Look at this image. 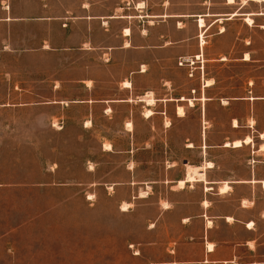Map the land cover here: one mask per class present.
<instances>
[{"label":"crops","instance_id":"1","mask_svg":"<svg viewBox=\"0 0 264 264\" xmlns=\"http://www.w3.org/2000/svg\"><path fill=\"white\" fill-rule=\"evenodd\" d=\"M251 2L257 3L258 11H248ZM3 8L0 28L5 33L2 43L6 48L12 47L18 52L48 51L62 59V65L50 78L51 96L34 105L51 104L66 110L80 108L78 122L85 132V140L99 141L102 153L115 154V141L122 137L138 139L137 129L141 123L150 125L145 137L150 141L199 140L197 160L187 158L185 167L197 166L206 179L179 186L187 177L185 168L182 176L169 177L168 174L162 181L144 183L147 188L144 192L151 190L146 197L153 194L157 182L164 184L167 192L162 200L167 201L168 206L163 207L162 214L181 212L180 224L188 228L173 242L172 252L180 253L181 246L193 243L199 245L202 262H236L241 258L237 252L242 247L251 256L261 253L264 246L261 242L264 235L261 229L264 222V80L249 89L247 95L219 97L213 94L217 76L203 69L205 63L214 58H207L200 34L204 32L205 37L218 22L226 24L219 34L228 33V22L234 18L246 21L248 16L253 19L256 16L264 21V0H80L57 14L52 13L51 6L17 15L12 14L11 6ZM235 12L238 15L232 16ZM201 18L205 21L204 27L200 26ZM260 26L264 29V23ZM16 40L23 41V45H12ZM31 42L35 46L29 45ZM233 49L232 45L224 59L215 60L228 61ZM244 57L245 61L251 60V57L246 60V54ZM196 64L202 74L198 76V91H195L199 96L188 98L184 92L185 72H190L188 67ZM192 69L194 75L196 68ZM180 72H183L182 81H179ZM208 80L212 81L210 85H207ZM203 96L207 100H202ZM150 97L154 98L153 103L147 101ZM236 101L247 105L244 115L235 114ZM216 103L227 112L230 135L221 142L210 143L207 140L213 119L207 109ZM121 107L125 111L119 113ZM179 107L184 113L179 112ZM148 110L152 111L149 116L146 115ZM196 110L193 123L197 134L171 135L173 124L185 122ZM58 119L61 122L60 117ZM115 124L121 130L116 132L111 126ZM129 124L131 128L127 127ZM159 127L161 131L156 130ZM248 136L251 137L249 143L245 142ZM238 140L242 141L241 146H235ZM105 141H110L111 149L105 148ZM188 144V148H196L195 143ZM217 148L245 149L247 153L241 165L232 166L217 157ZM132 151L130 147L125 149V152ZM207 162L213 165L208 167ZM90 163L92 166L88 165L86 172L95 175L100 163ZM106 176L101 182L93 178L85 185L115 188L118 180H109ZM136 179L134 175L129 183L137 190L143 186ZM226 184L227 190L222 191ZM139 196L145 197L141 192ZM150 221L147 232L157 226V219ZM191 226L195 230H189ZM210 244L213 249L209 248ZM223 250L233 255L221 256ZM190 259L176 256L165 263ZM240 264H264V260L255 258Z\"/></svg>","mask_w":264,"mask_h":264},{"label":"rangeland","instance_id":"2","mask_svg":"<svg viewBox=\"0 0 264 264\" xmlns=\"http://www.w3.org/2000/svg\"><path fill=\"white\" fill-rule=\"evenodd\" d=\"M76 2L80 0H0V15L5 11L3 7L10 6L15 15L33 12L41 6H51L52 13L57 14ZM248 11H258L257 3L251 2ZM254 21V25H249L234 18L228 22V33L219 34L226 25L220 22L205 33L207 58L214 60L201 68L217 76L213 94L247 95L249 89L264 80V29L260 26L264 21L256 16ZM4 35L0 28V264H167L176 256L191 259L174 264L264 260V246L257 256H251L245 247L240 248L237 255L241 258L236 262H202L199 245L193 243L181 246L180 253L172 252L173 242L188 230L180 224L181 212L162 214L168 202L162 200L167 188L161 182L155 184L149 197L146 196L151 190L145 192V197L139 194L147 191V180L162 181L168 174L182 176L187 158H198L199 140L150 141L145 137L151 127L141 123L138 139L122 137L115 141V154L102 153L99 141L85 140L78 122L80 108L34 105L51 96L50 78L62 65V59L48 51L18 52L6 48L2 43ZM17 41L12 45H23V41ZM29 45L35 46L33 42ZM232 45L233 54L228 55V61L215 60L225 57ZM245 54L251 60H243ZM197 66L192 65L188 67L190 72H185L184 92L188 98L199 96L195 91L202 74ZM178 75L182 81L183 72ZM118 110L122 113L125 108ZM207 110L213 119L207 142H221L230 135L227 112L218 103ZM233 110L244 115L247 105L236 101ZM196 115L197 110L185 122L174 123L171 135L197 134L193 123ZM111 126L116 132L121 130L117 124ZM156 130L161 131L160 127ZM190 142L196 148H188ZM127 147L133 151L125 152ZM217 149V157L232 166L241 165L247 153L245 149ZM90 161L100 163L95 175L86 172V167L92 166ZM105 174L106 179L118 180L115 188L85 185L93 178L103 181ZM134 175L143 186L137 190L129 183ZM124 203H129L128 210L122 209ZM150 219H157V226L147 232ZM261 229L264 231V222ZM189 230L195 228L191 226ZM261 242L264 244V235ZM220 255L231 256L233 252L223 250Z\"/></svg>","mask_w":264,"mask_h":264},{"label":"bare ground","instance_id":"3","mask_svg":"<svg viewBox=\"0 0 264 264\" xmlns=\"http://www.w3.org/2000/svg\"><path fill=\"white\" fill-rule=\"evenodd\" d=\"M236 15H238L237 12L233 13L232 16H236ZM246 21H247V23L250 24V25H253V24H254V19H253L251 16H248V17L246 18ZM200 26H201V27H204V26H205V21H204L203 18L200 19ZM263 27H264V26H263ZM223 30H224V29H223ZM203 33H204V32H203ZM203 33L201 34V46H202V47H203L204 44H205L204 34H203ZM198 57H200V56L198 55ZM223 59H224V58H223ZM249 59H250V55H249V54H246V60H249ZM211 83H212L211 80H208V81H207V85H210ZM183 98H184V97H183ZM146 99H147V101H148L149 103H153V102L155 101L153 97L146 98ZM203 100H206V98L203 97ZM190 101H191V103H193L192 100H190ZM179 112H180V113H184V110H183L182 107H179ZM151 114H152V111H151V110L146 111V115L149 116V115H151ZM234 122H235V125H237V121L235 120ZM128 126L131 127L130 124H129ZM263 137H264V134H263ZM245 142H247V143L251 142V137H250V136L246 137ZM242 144H243V143H242V141H240V140H238V141L235 142V146H241ZM227 145H229V143H227ZM189 146H193V145L190 143ZM262 147L264 148V145H263ZM105 148H106V149H111V148H112L111 143H106V144H105ZM206 165H207L208 167H211V166L213 165V163H212V162H207ZM204 179H206V178H205V175H204V172H203V171L200 172V171H199V168H198L197 166L188 165V166H187V177H186L185 180H181V181H180L179 186L183 187V186L186 184V182L195 181V180H204ZM227 188H228V185L226 184L225 186H223V187L221 188V190H222V191H226ZM141 196H145V192H141ZM129 207H130L129 203H124V204L122 205V209H123V210H128ZM251 224H252V223H251ZM251 224H250V225H251ZM209 248H210V249H213L214 247H213L212 244H210V245H209Z\"/></svg>","mask_w":264,"mask_h":264}]
</instances>
